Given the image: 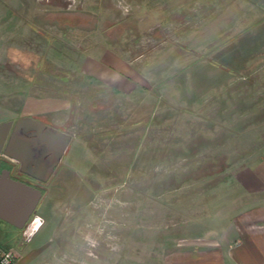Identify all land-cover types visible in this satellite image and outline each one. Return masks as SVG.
<instances>
[{
    "label": "rangeland",
    "instance_id": "rangeland-1",
    "mask_svg": "<svg viewBox=\"0 0 264 264\" xmlns=\"http://www.w3.org/2000/svg\"><path fill=\"white\" fill-rule=\"evenodd\" d=\"M114 59L123 92L93 76ZM0 83L69 102L44 264H164L264 156V17L238 0H0Z\"/></svg>",
    "mask_w": 264,
    "mask_h": 264
},
{
    "label": "crops",
    "instance_id": "crops-1",
    "mask_svg": "<svg viewBox=\"0 0 264 264\" xmlns=\"http://www.w3.org/2000/svg\"><path fill=\"white\" fill-rule=\"evenodd\" d=\"M238 2L249 17H264V0ZM96 64L93 76L116 91L127 90L131 79L121 61H107L105 67ZM0 84V195L8 196L7 208L14 216L11 222L0 216V244L14 253L12 264H44L51 236L45 240L41 235L46 226L37 212L45 192L39 183L52 179L69 155L72 139L64 129L69 102L30 92L22 97L23 103L13 101L17 94ZM6 172L24 187H7ZM223 187L227 192L218 217L204 220L199 234L180 241L164 264H264V156L238 170ZM37 190L42 197L29 217ZM35 219L40 227L26 236ZM22 233L26 238H21Z\"/></svg>",
    "mask_w": 264,
    "mask_h": 264
},
{
    "label": "water",
    "instance_id": "water-1",
    "mask_svg": "<svg viewBox=\"0 0 264 264\" xmlns=\"http://www.w3.org/2000/svg\"><path fill=\"white\" fill-rule=\"evenodd\" d=\"M4 180L7 183V187H10V186H13V187H24L23 184H19V183H16L14 181H12L9 177V173L6 172L4 174ZM44 182H46L47 180H43ZM41 197H42V193L37 190L36 193H35V202H34V205L31 207L30 211H29V217L35 212L37 206L39 205L40 203V200H41ZM0 198H1V203H0V216H2V218L6 221H12L14 219V216H13V213L11 212V210H9L7 207H9L8 205V196L6 194H3L0 195Z\"/></svg>",
    "mask_w": 264,
    "mask_h": 264
},
{
    "label": "built area",
    "instance_id": "built-area-1",
    "mask_svg": "<svg viewBox=\"0 0 264 264\" xmlns=\"http://www.w3.org/2000/svg\"><path fill=\"white\" fill-rule=\"evenodd\" d=\"M41 225L39 219H35L33 225L27 228L26 236H30L38 229ZM14 253L10 250H5L0 246V264H12L14 259Z\"/></svg>",
    "mask_w": 264,
    "mask_h": 264
}]
</instances>
